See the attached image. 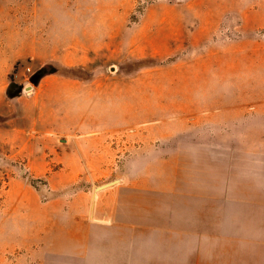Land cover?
I'll list each match as a JSON object with an SVG mask.
<instances>
[{
	"label": "rangeland",
	"instance_id": "rangeland-1",
	"mask_svg": "<svg viewBox=\"0 0 264 264\" xmlns=\"http://www.w3.org/2000/svg\"><path fill=\"white\" fill-rule=\"evenodd\" d=\"M260 96L264 0H0V264H147L86 225L162 223L181 129Z\"/></svg>",
	"mask_w": 264,
	"mask_h": 264
},
{
	"label": "crops",
	"instance_id": "crops-1",
	"mask_svg": "<svg viewBox=\"0 0 264 264\" xmlns=\"http://www.w3.org/2000/svg\"><path fill=\"white\" fill-rule=\"evenodd\" d=\"M240 112L243 125L232 109L227 125L181 129L178 159L163 160V188L148 191L162 196V223L91 222L87 232L100 235L87 241H127L130 254L144 246L147 264H264V97Z\"/></svg>",
	"mask_w": 264,
	"mask_h": 264
}]
</instances>
